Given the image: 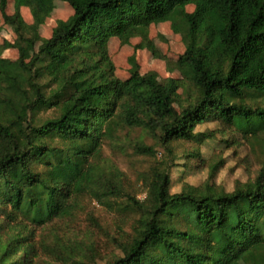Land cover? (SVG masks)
<instances>
[{
  "label": "trees",
  "instance_id": "obj_1",
  "mask_svg": "<svg viewBox=\"0 0 264 264\" xmlns=\"http://www.w3.org/2000/svg\"><path fill=\"white\" fill-rule=\"evenodd\" d=\"M14 1L9 15L10 0H0L17 34L7 48L19 52L15 60L0 54V264H35L36 231L72 216L80 195L102 200L123 193L99 163L118 124L160 130L164 145L204 140L208 135L196 128L207 121L246 137L264 132V104L247 102L264 99V0ZM55 1L73 14L41 39ZM21 6L31 9L32 24L21 20ZM165 21L182 36L186 50L177 64L198 92L180 110L181 79L162 82L131 58L130 77L121 80L109 53L113 37L129 40ZM42 108L60 115L38 120ZM137 150L155 154L151 146ZM167 163L153 169L146 203L129 197L141 216L119 240L122 254L107 264H264V165L231 192L208 182L173 193ZM18 250L23 255L9 261Z\"/></svg>",
  "mask_w": 264,
  "mask_h": 264
},
{
  "label": "rangeland",
  "instance_id": "obj_2",
  "mask_svg": "<svg viewBox=\"0 0 264 264\" xmlns=\"http://www.w3.org/2000/svg\"><path fill=\"white\" fill-rule=\"evenodd\" d=\"M187 9L193 11L194 5L187 6ZM6 11L9 15L15 14L14 0H10ZM20 14L23 22L33 23L29 7L21 6ZM72 14L73 9L68 3L55 1L45 23L40 26V38H49L58 22ZM25 34L32 36L29 32ZM16 39L17 34L0 9V54L3 57L19 58L17 49L7 48V42ZM40 44L41 41H37L35 45L28 46V60L38 51ZM185 50L182 36L173 30L169 21L152 24L129 40L113 37L109 43L115 74L121 80L130 77L131 58L137 60L143 74L154 71L162 82L170 77L181 79L182 86L176 96L179 110L198 97L196 88L182 76L177 64ZM247 102L264 104V99L255 101L247 98ZM35 115L43 121L59 116L60 111L42 108ZM196 132L208 137L202 141L175 140L164 145L160 130L123 122L118 124L115 134L103 142L99 163L102 174L118 183L123 193L102 200L91 193L82 194L77 198L72 216L39 227L34 238L40 246L35 264H107L113 257L121 255L119 240L132 232L141 216L140 210L130 204L129 197L134 196L139 202L146 203L152 171L165 160L168 162L166 169L172 177L173 193L180 192L185 184L203 186L208 182L231 192L238 183L256 179L264 165V132L258 137H246L242 131L229 130L220 121L199 124ZM139 145L153 147L155 154L139 152ZM216 165L220 167L211 178V171ZM5 242L9 244L11 240ZM2 250L0 247V254ZM23 253L18 250V254L9 261L21 257ZM239 264L246 263L240 261Z\"/></svg>",
  "mask_w": 264,
  "mask_h": 264
}]
</instances>
